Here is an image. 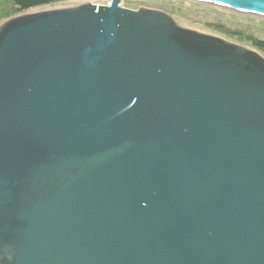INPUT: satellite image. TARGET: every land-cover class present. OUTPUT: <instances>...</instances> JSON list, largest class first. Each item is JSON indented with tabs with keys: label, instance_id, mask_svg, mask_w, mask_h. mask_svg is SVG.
Returning a JSON list of instances; mask_svg holds the SVG:
<instances>
[{
	"label": "water",
	"instance_id": "obj_1",
	"mask_svg": "<svg viewBox=\"0 0 264 264\" xmlns=\"http://www.w3.org/2000/svg\"><path fill=\"white\" fill-rule=\"evenodd\" d=\"M0 264H264V55L122 0L2 23Z\"/></svg>",
	"mask_w": 264,
	"mask_h": 264
},
{
	"label": "rangeland",
	"instance_id": "obj_2",
	"mask_svg": "<svg viewBox=\"0 0 264 264\" xmlns=\"http://www.w3.org/2000/svg\"><path fill=\"white\" fill-rule=\"evenodd\" d=\"M110 1L62 0L33 7L14 16L41 10L72 7L86 2L105 5ZM122 5L132 9L147 7L164 10L174 16L185 27L224 37L254 48L264 55V50L255 46L251 40V36L264 40V18L262 17L233 12L218 6L202 4L192 0H122ZM9 18L0 20V25ZM229 30L234 32V34L228 33Z\"/></svg>",
	"mask_w": 264,
	"mask_h": 264
},
{
	"label": "trees",
	"instance_id": "obj_3",
	"mask_svg": "<svg viewBox=\"0 0 264 264\" xmlns=\"http://www.w3.org/2000/svg\"><path fill=\"white\" fill-rule=\"evenodd\" d=\"M62 0H0V20L12 17L30 8L54 3ZM230 34L234 32L230 31ZM252 43L264 50V40L251 36Z\"/></svg>",
	"mask_w": 264,
	"mask_h": 264
}]
</instances>
